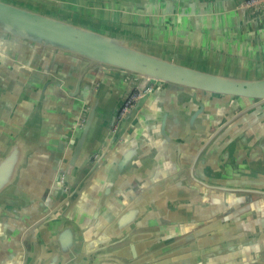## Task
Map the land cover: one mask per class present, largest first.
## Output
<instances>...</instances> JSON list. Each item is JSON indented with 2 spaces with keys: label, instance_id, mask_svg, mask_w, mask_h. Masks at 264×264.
<instances>
[{
  "label": "crops",
  "instance_id": "1",
  "mask_svg": "<svg viewBox=\"0 0 264 264\" xmlns=\"http://www.w3.org/2000/svg\"><path fill=\"white\" fill-rule=\"evenodd\" d=\"M244 1L105 0L108 7L103 9L133 28L127 31L130 36L173 57L168 50L184 54L194 49L214 55L219 64L220 56H227L264 72V14L251 21L241 8ZM10 45L14 52L6 49L0 58L5 61H0V80H17L25 70L19 59L39 51L21 43ZM39 57L45 70L54 66L76 90L80 68L71 58ZM13 81L10 87L0 82V155L17 131L10 111L27 82ZM126 83L118 72L93 67L83 74L75 97L59 92L53 96L46 104L51 119L47 116L44 122L51 146L97 94L113 110L127 92ZM167 87L158 85L142 101L137 125L126 134L130 161L113 169L120 145L95 168L83 161L69 185L79 189L77 197L60 219H51L56 226L35 222L55 207L61 192L56 193L51 183L49 191L38 193L40 203H34L29 216L0 229V263L245 264L264 256V195L257 192L264 190V116L260 115L264 107L236 116L227 131L223 128L207 142L218 124H206L202 115L188 122L197 108L192 98H186L189 91ZM12 90L20 97L16 95L19 98L9 107L2 99L11 97ZM197 98L207 106L206 115L211 116L213 104L220 106L224 122L230 110L225 100ZM251 118L263 127L256 131ZM146 133L149 137H144ZM204 143L201 152L197 147ZM71 151L66 147L63 160ZM206 152L207 164H198ZM50 196L56 200L50 201ZM66 230L70 238L62 241Z\"/></svg>",
  "mask_w": 264,
  "mask_h": 264
},
{
  "label": "water",
  "instance_id": "2",
  "mask_svg": "<svg viewBox=\"0 0 264 264\" xmlns=\"http://www.w3.org/2000/svg\"><path fill=\"white\" fill-rule=\"evenodd\" d=\"M245 1L241 8L246 11V15L248 13L251 21L259 20L264 14V6L250 7L245 5ZM106 7L105 0H0V58L6 49L14 52L10 45L12 43L30 45L39 50L33 52V57L28 58L30 60L19 59L24 62L25 70L17 80H12L17 85L27 82L23 95L10 111V122L18 124L17 131L0 155V229L16 219L29 216L34 203H40L37 194L49 191L51 183H55L56 193L61 192L59 200L53 209L44 211L43 217L35 223L52 222L51 225L56 226L53 221L60 219L77 197L79 189L76 187L72 190L69 185L83 161H89L95 168L109 160L106 158L111 148L120 145V159L114 161L112 166L113 169L117 165L125 166L132 152L129 142H126V134L137 125L135 122L142 101L158 85L160 88L165 85L170 89L179 87L189 91L186 98H192L197 108L188 122L202 115L207 118L206 124H218L216 131L208 134L211 135L207 142L210 138L212 142L223 128L226 127L223 131H227L237 115L222 123L220 106L213 104L211 116L209 113L206 115L207 106L197 97L207 102L225 100L228 110L233 106V98L242 102L256 100L248 109H260L259 106L264 105V72L254 70L258 67L247 66L240 63L239 59L227 56H220L219 64L214 55L194 49L184 54L168 50L174 52L176 57H173L157 46L145 45L137 37L130 36L127 31L133 28L125 27L122 19L116 15L106 13ZM40 54L51 58L55 54L67 56L78 65L80 70L75 91L70 89L68 81L57 73L54 66L48 70L42 67ZM93 67L105 73L118 72L123 77L129 75L140 82L149 80L154 83V87L140 96L119 119L118 114L132 88L130 84L126 83L127 92L113 110L104 106L97 94L90 107L82 106L73 125L63 129L52 147L44 127L47 116L48 120L51 119L47 113V102L50 99L53 101V96L58 92L75 97L83 74ZM40 76L43 79L40 80ZM12 81L6 78L0 80L6 87H10ZM12 92L11 97L2 99L8 105L20 97L17 90ZM199 133L206 134L202 130ZM144 137H149V134L146 133ZM206 144L203 147L197 145V148H202V152ZM66 147L72 150L67 161L61 157ZM51 148H55L53 153ZM84 152H88V155ZM207 157L206 152L198 164L206 165ZM257 192L264 195V190ZM55 200L50 196V201ZM53 218L57 219L51 220ZM70 235V231L66 230L62 241L69 239ZM0 264L9 263L3 261ZM245 264H264V256Z\"/></svg>",
  "mask_w": 264,
  "mask_h": 264
},
{
  "label": "flooded vegetation",
  "instance_id": "3",
  "mask_svg": "<svg viewBox=\"0 0 264 264\" xmlns=\"http://www.w3.org/2000/svg\"><path fill=\"white\" fill-rule=\"evenodd\" d=\"M125 81L128 82V84H130V86L132 87L131 88V91H130V95L132 94H137V93H140L141 91V87L142 85H144V82H140L139 80L129 76V75H126L125 76ZM147 83L149 85H151V87H154V83L151 82V81H147ZM233 106L230 108V110L228 111V113L225 114V116H227L224 121H226L229 117H235L236 115L239 116L240 114L243 115L246 113V111H250L252 110L253 108L255 107H252L251 109H248V107L252 106L256 100H246V101H240V100H235V98H233ZM134 104V103H133ZM262 107L263 104L261 105ZM253 114H255V112H253ZM260 115L261 116H264V110H262L260 112ZM222 120V119H221ZM250 121H252L254 123V127H256V131H258L259 129H261L263 126L260 125L258 123V119L257 118H251ZM95 159L93 158L92 161H94Z\"/></svg>",
  "mask_w": 264,
  "mask_h": 264
},
{
  "label": "built area",
  "instance_id": "4",
  "mask_svg": "<svg viewBox=\"0 0 264 264\" xmlns=\"http://www.w3.org/2000/svg\"><path fill=\"white\" fill-rule=\"evenodd\" d=\"M245 5L250 6V7H255L256 5H258L260 7H263L264 6V0H246ZM151 88H152L151 85H149L146 81V82H144V85H142V87L140 88L141 89L140 93L132 94V95L129 94L127 99L125 100L119 114H118V119L126 112V110L128 108H130L133 105V103H135V101L140 96H142L144 93L148 92Z\"/></svg>",
  "mask_w": 264,
  "mask_h": 264
}]
</instances>
